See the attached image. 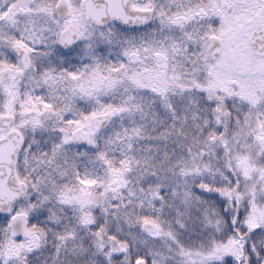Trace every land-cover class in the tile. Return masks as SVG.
Wrapping results in <instances>:
<instances>
[{
	"label": "snow or ice",
	"instance_id": "snow-or-ice-1",
	"mask_svg": "<svg viewBox=\"0 0 264 264\" xmlns=\"http://www.w3.org/2000/svg\"><path fill=\"white\" fill-rule=\"evenodd\" d=\"M0 264H264V0H0Z\"/></svg>",
	"mask_w": 264,
	"mask_h": 264
}]
</instances>
